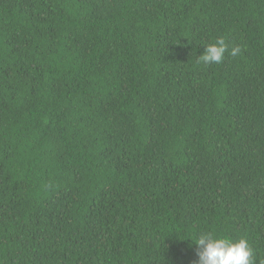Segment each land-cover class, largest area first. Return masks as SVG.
<instances>
[{
    "label": "trees",
    "instance_id": "obj_1",
    "mask_svg": "<svg viewBox=\"0 0 264 264\" xmlns=\"http://www.w3.org/2000/svg\"><path fill=\"white\" fill-rule=\"evenodd\" d=\"M209 231L264 260V0H0V264H194Z\"/></svg>",
    "mask_w": 264,
    "mask_h": 264
},
{
    "label": "clouds",
    "instance_id": "obj_2",
    "mask_svg": "<svg viewBox=\"0 0 264 264\" xmlns=\"http://www.w3.org/2000/svg\"><path fill=\"white\" fill-rule=\"evenodd\" d=\"M240 46L231 49L230 55L235 57L241 53ZM229 46L223 37L204 47L198 62L204 64L222 63ZM198 260L194 264H255L254 250L246 238L233 241L231 238H218L213 232L202 233L196 240ZM264 264V260L260 262Z\"/></svg>",
    "mask_w": 264,
    "mask_h": 264
}]
</instances>
